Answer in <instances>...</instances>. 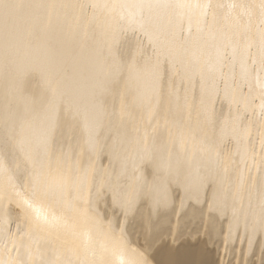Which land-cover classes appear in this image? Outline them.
Wrapping results in <instances>:
<instances>
[{
	"label": "bare ground",
	"instance_id": "6f19581e",
	"mask_svg": "<svg viewBox=\"0 0 264 264\" xmlns=\"http://www.w3.org/2000/svg\"><path fill=\"white\" fill-rule=\"evenodd\" d=\"M198 233L264 264V0H0V264H212L159 245Z\"/></svg>",
	"mask_w": 264,
	"mask_h": 264
},
{
	"label": "snow or ice",
	"instance_id": "6c2138e0",
	"mask_svg": "<svg viewBox=\"0 0 264 264\" xmlns=\"http://www.w3.org/2000/svg\"><path fill=\"white\" fill-rule=\"evenodd\" d=\"M52 137L50 134H45L42 141H41V150L43 153V156L41 159L35 161L36 164H38L41 168L46 167L49 172L55 171L56 175L60 178L59 179V186L63 188L65 186L64 184V178H63V169L62 164L66 162L69 157L66 154H61L60 156H57L51 143ZM26 204H28L27 201H25ZM29 207H33L31 204H29ZM37 214L39 215V210H37Z\"/></svg>",
	"mask_w": 264,
	"mask_h": 264
},
{
	"label": "rangeland",
	"instance_id": "374dc122",
	"mask_svg": "<svg viewBox=\"0 0 264 264\" xmlns=\"http://www.w3.org/2000/svg\"><path fill=\"white\" fill-rule=\"evenodd\" d=\"M192 227H194V228H192V229H197V228H195V226H192ZM200 234L198 233V234H196V237H189L188 235H184L183 237L184 238H179V240H177V242H171L170 240H169V238L167 237H164L163 236V238H164V240H163V238L160 240V242H159V245L161 244V243H163V244H161V246L160 247H165L166 245H169V246H174V247H177V246H181L182 245V247H186V246H188V245H190L191 244V246H195L197 243L199 244V242L201 243V241H200V239H201V237L203 238V236H199ZM187 236V237H186ZM198 237V238H197ZM193 238V239H192ZM195 238V239H194ZM191 240V241H190ZM202 241H203V239H202ZM190 242V243H189ZM206 241H203L200 245L204 248V249H210L209 251L211 252L212 250H214L215 249V246H213V245H211V246H209L207 243H205ZM167 243V244H166ZM176 243V244H175ZM185 243H189V244H185ZM204 243H205V246H204ZM165 245V246H164ZM208 245V246H207ZM214 248V249H213ZM159 250L160 249H156L155 250V253H157V252H159ZM206 251V250H205ZM216 251V249L212 252L213 254H211L210 253V256L211 257H213V262H212V264H217V259H218V257H219V255H216L217 254V252H215ZM216 256H218V257H216ZM215 259V260H214ZM254 264V263H253Z\"/></svg>",
	"mask_w": 264,
	"mask_h": 264
}]
</instances>
